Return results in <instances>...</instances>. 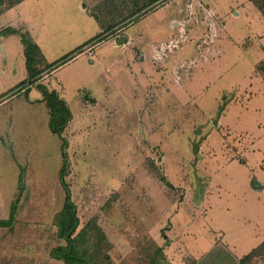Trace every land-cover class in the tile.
<instances>
[{
	"label": "rangeland",
	"instance_id": "374dc122",
	"mask_svg": "<svg viewBox=\"0 0 264 264\" xmlns=\"http://www.w3.org/2000/svg\"><path fill=\"white\" fill-rule=\"evenodd\" d=\"M1 1L8 8L10 0ZM143 2L29 1L22 24L45 60L34 70L124 21L134 22L126 33L142 41L94 44L91 54L5 102L28 69L19 39L0 43V211L16 205L19 226H39L49 250L65 245L55 225L65 172L86 264H172L164 254L169 236L184 239L188 230L198 240L221 230L241 251L264 226V42L248 38L257 13L248 0H168L137 21L132 15ZM252 2L264 8V0ZM175 17L182 31L170 26ZM6 18L16 21L15 11ZM168 56L183 67L171 69ZM43 85L62 92L71 107L64 138L51 133L48 109L37 103ZM84 100L98 103L87 110ZM202 137L195 155L193 142ZM246 264H264V247Z\"/></svg>",
	"mask_w": 264,
	"mask_h": 264
},
{
	"label": "crops",
	"instance_id": "0c3cea01",
	"mask_svg": "<svg viewBox=\"0 0 264 264\" xmlns=\"http://www.w3.org/2000/svg\"><path fill=\"white\" fill-rule=\"evenodd\" d=\"M29 1L31 0H25L24 2H22L16 7L5 9L0 15V43L4 41L5 39L4 37L8 39L12 37L17 38L22 43V50H23L24 55H25V45L22 39V35H26V33H25V28H24L25 26L22 23H23V17L27 16V14H25V11H28L24 7H26ZM248 1L253 6L251 11L253 12V14L257 13L256 15L258 19V25L255 27V32H251L248 38L254 39V37L259 36L260 38H262L261 39L262 42H264V13H262V11L256 7L254 2H252L251 0H248ZM182 8L183 7H180V10L178 11V16H179V13L182 11ZM156 9L157 7L154 10ZM13 10L15 11V14L17 17L16 21L13 22V21L5 20L8 13ZM154 10H152L151 12H153ZM210 10L212 12L213 11L216 12V14L218 15V11L214 10L212 7L210 8ZM145 16L146 15H144V17ZM142 18L143 17H140L139 19H137V21ZM218 20H221V18L219 17ZM126 23L127 21H124L113 28H110V27L106 28L102 32L101 35L91 40L90 42L80 46L78 48L80 49L79 52L74 53L78 50L76 49L74 51H71V53L67 54V56L62 57L61 59L64 60L67 58L68 62L71 63L77 58L91 54V48L93 47L92 45L94 44H95L94 46H96L104 42L107 39H114V38H116V41L119 42L122 40V38H127L125 36L121 37L118 35L122 31L124 32V34H126L129 37L130 40H128L127 38L128 40L127 44L123 43L124 45L118 44V42H116L117 47L124 48V46L126 47L127 45H131L132 43H135L137 41H142L140 39L135 40L137 37H131L126 33L128 27L134 22L128 25ZM222 24L224 23L222 22ZM170 26H172V28L174 29L179 28V30H181L180 29L181 23L178 17H175L174 19H172ZM5 29H12L16 31L17 33L16 34H10V33L2 34ZM224 29H226L225 24H224ZM118 37H121V38H118ZM31 41L36 46H38L37 45L38 42L35 39L34 41L33 40ZM175 41H176L175 39H170L168 43L171 44V43H174ZM168 43H164L161 47L165 49V47L168 46L167 45ZM142 49L143 51L146 50L145 48H142ZM157 53H158V47L153 46L152 47L153 59L157 57L156 56ZM41 56H42V52H41ZM168 57L171 63V67H170L171 69H178L180 67H183L185 62L178 63L177 61H175V59L172 56H168ZM25 58H26V55H25ZM60 61H57V62H60ZM42 62L43 64H45V60L43 57H42ZM190 62L194 64L192 60H190ZM91 64L95 65L94 61H91ZM51 65H48L47 67ZM61 66H58L56 69L52 68L53 70L50 69L48 71H45L43 75L45 74L50 75L51 73H53L55 70H57ZM27 73H28L27 79L21 84H19L18 86L16 85V88L12 89L8 94L4 95V97L7 96V98L3 102L16 96L17 94L24 92L25 89L29 90V89L34 88V86H36V84H38L39 81L41 80L45 82L44 79L48 76V75H45L44 77L39 79L38 82L32 85H29L28 84L29 76H30L29 71H27ZM40 88H42V90H47L49 92H55L59 96V98L65 102L66 106L68 107V109L70 110L72 114L71 107L69 103L65 100L62 92H59L57 90H51L48 87H45L44 85L40 86ZM4 97H1L0 100L3 99ZM83 102H84V107L88 108L87 110H90V108L88 107V103L96 104V105L98 103L97 101L89 102V100H84ZM34 103H36V100ZM37 103H40L41 105H46L48 109V114H49V122H48V126H49L51 115H50V109L48 108L46 101H44V93L42 94L41 98L37 99ZM72 123H73V117L71 118L70 122L68 123V126L63 132L61 136L62 138H64L67 135V132L71 130ZM49 129H50V126H49ZM53 135L59 137L56 134H53ZM259 186L262 187V185H259ZM204 187H205L204 185L201 186V188H204ZM256 191L259 192L260 190L256 189ZM262 192H264V190ZM199 193L201 194V196H199ZM208 199H210L209 196H208ZM204 202H205V192L202 189V193H201L200 188H199L198 189V200L196 201V205L201 207L204 204ZM17 217H18V211H17L16 205H13L10 212L8 211L3 215L0 211V264H65L64 261L58 260L54 257V250L59 247H64L66 246V244L65 245L56 244L55 247L49 250L48 249L49 239L47 238L48 239V242H47V239L44 238V235H45L44 230H42L39 226H32V227L19 226V224H17V221H18ZM56 231H57V238H58V228L57 227H56ZM220 231L221 230L217 232L211 231L213 235H211V233L208 232V234L200 240H198L199 236L196 237L195 234L191 233V230H188L186 233H184L185 235L184 239L182 238V235L181 237L174 238L172 234H170L169 241H168L170 243L167 246H165L164 254L165 256L170 258V261L172 262V264H246L244 260H246L247 257H249L256 249H258L264 243V226H262L260 229H254L253 230L255 232L254 234L250 233V236L255 237V240L253 243L250 242L249 245H244L243 247H241L242 248L241 251H238L239 248L237 246L229 245L227 242H225L226 234ZM171 233H172V230H171ZM214 235L216 236L215 239L213 238ZM186 236H189V238L190 236L192 237L190 239H187ZM58 241H62L63 243L65 242L64 240H61L59 238H58ZM190 241H193L195 243V246H193L192 244L189 245L191 243ZM198 244H200V246H197Z\"/></svg>",
	"mask_w": 264,
	"mask_h": 264
},
{
	"label": "trees",
	"instance_id": "16d2710c",
	"mask_svg": "<svg viewBox=\"0 0 264 264\" xmlns=\"http://www.w3.org/2000/svg\"><path fill=\"white\" fill-rule=\"evenodd\" d=\"M24 1L25 0H10L8 8L6 9L16 7ZM167 1L168 0H145V2L139 5L138 10L132 16L139 19L140 17L146 15L147 13L151 12L156 7L160 6L161 4ZM2 6L3 2L0 0V15L3 12ZM262 10L264 11V8L261 9V11ZM4 33L16 34L17 32L12 29H5L2 34ZM22 39L25 45L26 65L30 75L28 82L29 85H32L31 82L36 83L40 79L39 76H41L46 70H50L52 68L56 69L57 65L61 66L68 62L66 58L60 62L49 66L46 70H34V67H37V65L41 63L40 61H42V58H37V56L41 55L40 49L28 38L27 35H22ZM79 51L80 49H78L74 53H77ZM43 93L44 101H46L47 106L50 109V130L53 134L62 136L63 132L68 126V123L72 118V114L66 106L65 102L62 101L55 92L43 90ZM66 145L67 144L65 143L64 149H66ZM60 182L65 191L66 196L65 204L62 211L55 217V225L58 228V238L64 240L66 242V246L55 249L54 257L58 260L64 261L65 264H86L87 258L84 256V251L80 247L81 244H79L78 240L76 239V236H74L75 231L77 230L80 224V220L77 214V207L72 200V193L68 183L65 180V172L63 171H60ZM94 226L97 228V230H99L96 224H94ZM100 232L102 233L101 230ZM262 247H264V243L258 249H256L249 257H247L244 262H250L251 259Z\"/></svg>",
	"mask_w": 264,
	"mask_h": 264
},
{
	"label": "water",
	"instance_id": "95a60500",
	"mask_svg": "<svg viewBox=\"0 0 264 264\" xmlns=\"http://www.w3.org/2000/svg\"><path fill=\"white\" fill-rule=\"evenodd\" d=\"M127 41H128L127 38H122V40L119 42V44L127 43ZM221 114H222V112H220V114H219V116H218V119L220 118ZM214 125H215V126L218 125V120H215V121H214ZM203 127H205V125H202V126H200V127L197 129V134H200L201 129H202ZM203 140H204V137L200 138V140H199L198 142H193V146H192V148H193V154L196 155V154L199 152L200 144H201V142H202ZM199 196H201L200 193H199ZM198 204H199V202H198Z\"/></svg>",
	"mask_w": 264,
	"mask_h": 264
}]
</instances>
